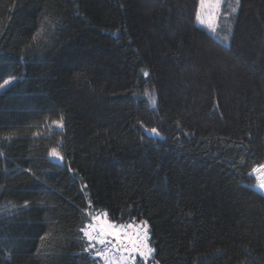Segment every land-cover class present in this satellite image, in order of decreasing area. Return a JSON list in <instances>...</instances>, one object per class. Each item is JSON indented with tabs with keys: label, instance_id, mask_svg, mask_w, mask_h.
Here are the masks:
<instances>
[{
	"label": "trees",
	"instance_id": "16d2710c",
	"mask_svg": "<svg viewBox=\"0 0 264 264\" xmlns=\"http://www.w3.org/2000/svg\"><path fill=\"white\" fill-rule=\"evenodd\" d=\"M199 8L0 0V264H104L89 201L148 221L147 264H264V0H222L214 34Z\"/></svg>",
	"mask_w": 264,
	"mask_h": 264
},
{
	"label": "snow or ice",
	"instance_id": "6c2138e0",
	"mask_svg": "<svg viewBox=\"0 0 264 264\" xmlns=\"http://www.w3.org/2000/svg\"><path fill=\"white\" fill-rule=\"evenodd\" d=\"M240 0H236L238 5ZM222 0H200V12L203 13L206 8L219 10ZM197 19L203 23L202 16L197 15ZM216 17L213 16V21ZM213 32L216 31L215 23L210 25ZM225 39H227L225 37ZM148 75L147 72L144 73ZM15 77L6 79L0 84V90L11 86ZM57 127L63 128V118L53 122ZM152 135H158L156 128L146 129ZM49 155L55 159L63 160V154L57 149L52 148ZM250 175L254 176L257 186L264 190V163L252 168ZM84 215L88 217V223L79 229L80 233L87 241L85 251L93 252L94 256L101 258L104 264H137V256L141 258L144 264H147L153 257L155 250L150 246L149 225L147 220L135 219L127 222H119L109 217L107 210L92 211V202L89 201L84 210ZM97 245L102 247L97 248ZM153 264H159V261H153Z\"/></svg>",
	"mask_w": 264,
	"mask_h": 264
},
{
	"label": "rangeland",
	"instance_id": "374dc122",
	"mask_svg": "<svg viewBox=\"0 0 264 264\" xmlns=\"http://www.w3.org/2000/svg\"><path fill=\"white\" fill-rule=\"evenodd\" d=\"M199 14L202 16V19H203V23H201V21L199 20V24H200L203 28H205L207 31H209L210 33H212V34L216 33V32H217V29H218V23H217V21H218L219 10L206 8V9L204 10V12L201 13V12H200V8H199ZM213 16L216 17V20H215V21H213ZM213 23H215V27H216V31H215V32H213L212 29H211V27H210V25H212ZM52 158H53V157H52ZM53 159H55V158H53ZM55 160H58V159H55ZM255 188H256L257 190H259V191H261V192L264 193V190H261L258 186H256ZM148 225H149V224H148ZM149 234H150V226H149ZM149 243H150V246L152 247V245H151V238H150V240H149ZM99 247H102V246L99 245ZM99 247H98V248H99ZM152 248H153V247H152ZM153 249H154V248H153ZM152 258H153V257H152ZM152 258H150L149 261H150ZM136 259H137V262L142 261L141 258H140L139 256H137ZM149 261H148V262H149Z\"/></svg>",
	"mask_w": 264,
	"mask_h": 264
},
{
	"label": "water",
	"instance_id": "95a60500",
	"mask_svg": "<svg viewBox=\"0 0 264 264\" xmlns=\"http://www.w3.org/2000/svg\"><path fill=\"white\" fill-rule=\"evenodd\" d=\"M147 135L150 137H154V138L165 139V137L163 135H161V133L159 131H158V135H152L147 131Z\"/></svg>",
	"mask_w": 264,
	"mask_h": 264
}]
</instances>
